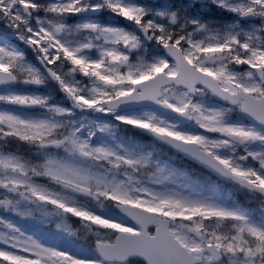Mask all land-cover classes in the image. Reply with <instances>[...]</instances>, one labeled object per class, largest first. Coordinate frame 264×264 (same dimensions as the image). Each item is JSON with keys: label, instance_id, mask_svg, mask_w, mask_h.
<instances>
[{"label": "snow or ice", "instance_id": "obj_1", "mask_svg": "<svg viewBox=\"0 0 264 264\" xmlns=\"http://www.w3.org/2000/svg\"><path fill=\"white\" fill-rule=\"evenodd\" d=\"M0 264H264V0H0Z\"/></svg>", "mask_w": 264, "mask_h": 264}]
</instances>
